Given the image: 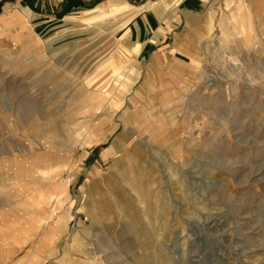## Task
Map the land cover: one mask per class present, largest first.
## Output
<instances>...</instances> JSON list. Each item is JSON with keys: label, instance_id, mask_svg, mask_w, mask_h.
<instances>
[{"label": "rangeland", "instance_id": "obj_1", "mask_svg": "<svg viewBox=\"0 0 264 264\" xmlns=\"http://www.w3.org/2000/svg\"><path fill=\"white\" fill-rule=\"evenodd\" d=\"M0 238V264H264V0H0Z\"/></svg>", "mask_w": 264, "mask_h": 264}, {"label": "bare ground", "instance_id": "obj_2", "mask_svg": "<svg viewBox=\"0 0 264 264\" xmlns=\"http://www.w3.org/2000/svg\"><path fill=\"white\" fill-rule=\"evenodd\" d=\"M239 9V8H238ZM238 9H237V11H238ZM252 12V11H251ZM257 16H258V14L256 13V12H254V14L252 13V14H250V15H248L247 17H244V16H239V19H238V23H239V25H240V31H242L243 32V30L245 31V30H248L249 31V33H250V31L253 29V26H254V24H253V22L254 21H256L255 19H257ZM244 35H246V33L244 32ZM243 35V36H244ZM247 38H248V36H247ZM247 38H245V39H247ZM248 40V39H247ZM129 158V157H128ZM116 172V171H115ZM118 172V174L119 175H121V177H124V176H127V180H128V182L130 183V186H132V190L136 187L135 186V184L134 183H137V179L136 180H133V181H129V179H131V175L133 174V171H131V168L129 169V170H119V171H117ZM116 172V173H117ZM115 173V174H116ZM129 175H130V177H129ZM135 177H136V174H135V176H134V179H135ZM65 190H66V184L64 185V187H63V190H62V193H65ZM133 191H135V193H139V190H138V187H136V189L135 190H133ZM49 200H48V197L44 194V193H39L38 194V197L36 196L35 197V200L33 201V203H23L25 206H27V207H32L33 209H37L38 207H40V206H42V205H44V204H46L47 202H48ZM101 205H106L105 203H102V200H100V199H96L95 198V200H94V203H93V207H95V208H98L99 206H101ZM44 224V223H43ZM38 227V225H37V222L35 221H32V223L30 224V226H29V229L27 230V229H23V230H21V234H22V236H25V235H27L28 234V232H30L31 230L33 231V230H35L36 228ZM5 238H8L7 237V234L5 233ZM19 238H21V236H18V237H16L15 239L13 238V240L12 241H14L15 243H18V240H19ZM0 240H3V238H0Z\"/></svg>", "mask_w": 264, "mask_h": 264}, {"label": "crops", "instance_id": "obj_3", "mask_svg": "<svg viewBox=\"0 0 264 264\" xmlns=\"http://www.w3.org/2000/svg\"><path fill=\"white\" fill-rule=\"evenodd\" d=\"M118 6L123 7V8H128V5L126 3L118 2L116 7H118ZM132 13H134V11ZM127 15H132V14L130 13V14H127ZM143 15H144L143 17L141 16V22H142V25L144 26L146 31H149V29L150 30L152 29L151 23H153L154 19L156 21V26L165 24V23H162L161 19L157 16V13H155L154 11L153 12H148L147 14H143Z\"/></svg>", "mask_w": 264, "mask_h": 264}]
</instances>
